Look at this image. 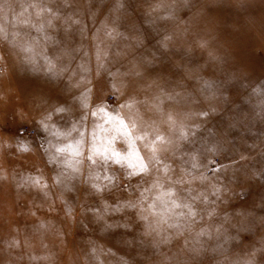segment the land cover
I'll list each match as a JSON object with an SVG mask.
<instances>
[{
  "label": "rangeland",
  "instance_id": "374dc122",
  "mask_svg": "<svg viewBox=\"0 0 264 264\" xmlns=\"http://www.w3.org/2000/svg\"><path fill=\"white\" fill-rule=\"evenodd\" d=\"M0 264H264V0H0Z\"/></svg>",
  "mask_w": 264,
  "mask_h": 264
},
{
  "label": "snow or ice",
  "instance_id": "6c2138e0",
  "mask_svg": "<svg viewBox=\"0 0 264 264\" xmlns=\"http://www.w3.org/2000/svg\"><path fill=\"white\" fill-rule=\"evenodd\" d=\"M87 106V105H86ZM131 107V106H129ZM98 111L103 112L105 115V123L112 125L111 128H106L103 125H100V131L104 133H111L108 144L114 145L115 140L118 137H123L126 144H127V150L124 152H121L117 150L115 147H111L109 149L108 147H105L104 151L108 152L111 150V159H114V161L118 164L120 163H127L128 168H130L132 171L129 173V175H136V174H144L147 173L150 170V161L151 159L157 158V141H162L164 137L157 133L155 135V138L151 140L150 143L146 144L145 147L149 148L150 150V157H146L141 154V150L137 145L138 140H148V134L147 133H141L137 135L135 129L138 128L136 118L133 117L130 120H126L122 115L117 114L115 117H113L110 113L107 112V110L103 107L99 108ZM92 115H96V112H92ZM171 116H169V120H171ZM94 139H96V136L94 134ZM95 148V146H94ZM98 151L99 149H95ZM91 159V157H90ZM95 162V161H93ZM169 194H174V190L169 189Z\"/></svg>",
  "mask_w": 264,
  "mask_h": 264
}]
</instances>
